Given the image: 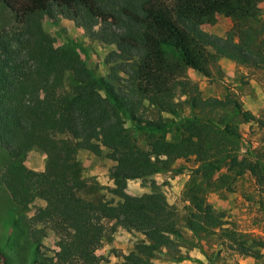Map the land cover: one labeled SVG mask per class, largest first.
Returning <instances> with one entry per match:
<instances>
[{
	"label": "trees",
	"instance_id": "obj_1",
	"mask_svg": "<svg viewBox=\"0 0 264 264\" xmlns=\"http://www.w3.org/2000/svg\"><path fill=\"white\" fill-rule=\"evenodd\" d=\"M259 1L0 0L16 18L15 27L0 29V148L9 158L0 179L13 204L40 201L37 215L43 228L58 235L57 249H48L41 258L34 237L35 256L29 264H105L92 254L105 221L144 236L118 264H155L156 252L172 243V235H180V220L196 233L221 227L222 214L197 211L180 217L161 193L128 194L126 181L167 170L171 160L189 156L215 167L224 159L226 137L239 138L236 126H220L209 117L225 107L244 123L255 124L264 137L263 117L241 109L230 96L203 97L187 75L191 70L208 77L218 58L264 68L262 40L253 36L264 32V22L254 33L238 30L224 37L202 28L216 15L251 17ZM42 16L74 19L91 39L115 45L110 55L126 61L128 68L123 82L112 68L107 76L98 73L74 43L55 46L41 25ZM176 91L202 115L184 119L179 137H158L139 147L134 134L166 132L173 126L174 121L150 115H175ZM206 131L221 137L213 144ZM103 149L115 163L110 173L114 202L81 197L86 182L70 174L79 150L100 155ZM32 150L44 155L39 170L22 162ZM245 154L250 158L243 156L236 165L264 183V152L248 149ZM236 243L239 253H249L242 242ZM0 264H11L1 249Z\"/></svg>",
	"mask_w": 264,
	"mask_h": 264
},
{
	"label": "rangeland",
	"instance_id": "obj_2",
	"mask_svg": "<svg viewBox=\"0 0 264 264\" xmlns=\"http://www.w3.org/2000/svg\"><path fill=\"white\" fill-rule=\"evenodd\" d=\"M257 8L253 16L242 20L216 15L213 21L204 23L202 28L210 34L223 37L227 34L236 35L238 30L254 33L264 22V0L257 3ZM40 20L55 46L67 40L74 43L81 50V57L89 61L98 73L107 76L112 68L123 82L126 77L124 70L128 68L124 66L126 61L122 62L110 55L116 50L115 45L91 39L74 19L56 16L51 20L42 16ZM15 26V14L0 3V29ZM253 36L256 42L262 40L264 48V32ZM187 75L198 84L203 97L224 99L230 96L239 103L241 109L264 118V68L218 58L211 65L208 77L197 75L191 70L187 71ZM174 100L179 104L175 115L155 111H151L150 115L168 122L174 121L173 126L166 132L134 134L139 147L145 148L149 141L158 137H179L186 126L184 119L202 115V112L190 109L184 101L185 97L178 91ZM209 117L219 122L220 126L224 123L236 126L239 133L238 139L226 137L223 149L218 148L222 151L221 157L224 156L223 161L215 167H206V161L195 156L171 160L167 170L145 178L127 180L125 191L136 196L161 193L180 217L197 211L222 214L223 224L210 232H192L180 220V235H172V243L156 252L153 259L155 264H264V183L236 165L241 157L250 158L251 155L245 154L248 149L254 153L264 152V137L255 124L244 123L231 107L218 110ZM206 132L208 141L212 143L221 137L215 132ZM105 154V149L100 155L88 150L77 152L70 174L73 179L86 182V187L80 192L81 197L113 202L117 200L112 194L113 180L110 176L115 163ZM164 159L159 157L158 160ZM8 161L6 153L0 148V175ZM22 162L27 167L39 170L44 164V155L32 150ZM41 206L40 201L30 206L13 204L0 179V249L8 255L11 264L31 262L35 256V238H38L40 245L38 258L48 249H57L55 244L58 235L43 228L37 215ZM42 228L40 234L38 230ZM231 232L234 239L228 235ZM98 239V246L93 248L92 254L100 256L105 264H118L144 236L140 232L115 225L113 221H105ZM237 240L249 248L248 254L239 253Z\"/></svg>",
	"mask_w": 264,
	"mask_h": 264
}]
</instances>
